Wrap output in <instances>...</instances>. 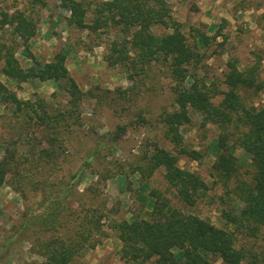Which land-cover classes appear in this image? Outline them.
I'll return each mask as SVG.
<instances>
[{"label": "trees", "instance_id": "obj_1", "mask_svg": "<svg viewBox=\"0 0 264 264\" xmlns=\"http://www.w3.org/2000/svg\"><path fill=\"white\" fill-rule=\"evenodd\" d=\"M59 5L69 13L65 17L68 27L87 33L88 38L95 35L100 41L109 35L104 58L108 66L123 67L128 78L136 82L149 77L155 65H164L172 80L173 109L164 108L157 119L172 147L150 140L140 164L132 170L141 173L142 184L148 186L155 171L163 168L169 187L184 205L177 207L162 192L152 190L149 218L112 224L120 241L121 260L127 264H264V254L237 246L238 234L257 237L264 228V105L255 106L247 95L264 91V83L258 79L260 64L240 68L229 60L222 78H209L208 49L222 35L221 26L213 35L206 30L213 31L215 26L193 28L188 36L173 14L171 0H59ZM1 16V25L10 27L32 61L24 68L15 47L3 44L1 72L17 85L31 80L55 81L58 90L53 97L64 95L65 102L53 103L41 96L22 99L0 82L1 98L12 105L0 133L4 150L0 188L8 183L28 203L11 235L0 241V261L12 243L31 240L32 234L31 251L42 260L28 264H73L107 234L102 224L105 210L92 204L102 190L92 185L85 198L79 195L78 186L86 171L96 173L94 162L104 147L109 151L131 126L152 122L144 108L131 104L134 119L108 134H97L98 140L88 148L80 166L63 173L64 163L83 145L79 130L86 125L84 105L88 98H100L99 93L83 90L70 74L65 48L48 62L35 57L30 41L37 32V22L31 14L16 10ZM158 28L164 31L159 33ZM129 91L134 87L122 92L120 99L130 102ZM192 111L200 116L201 125L218 128L208 147L215 154L211 187L197 170L179 164L182 157L197 161L206 156L204 151L184 144L182 127L192 122ZM238 148L248 155L247 164L236 155ZM97 174L99 183L114 177L111 172ZM216 187L223 192H209ZM209 197L220 208L228 228L194 210ZM74 203H78L75 208Z\"/></svg>", "mask_w": 264, "mask_h": 264}, {"label": "rangeland", "instance_id": "obj_2", "mask_svg": "<svg viewBox=\"0 0 264 264\" xmlns=\"http://www.w3.org/2000/svg\"><path fill=\"white\" fill-rule=\"evenodd\" d=\"M171 5L174 16L183 24V31L188 36L192 30L194 31L193 28L206 30L208 26H215L213 31L206 30L209 35H213L218 31V26H221L219 30L222 35L212 41L208 49L210 56L206 63L210 68L209 78H222L229 60L236 61L240 68L250 67L258 62L260 64L258 79L264 83V0H171ZM16 10H25L37 22V32L30 41V51L35 57L48 62L55 53L65 48L68 53L66 64L70 74L83 90L95 89L100 96L88 98L84 105L86 125L83 130H79L83 145L78 151H73L74 155L70 161L64 163L63 173L80 166L88 148L98 140L97 134H108L117 125L129 123L134 119L135 115L131 109L129 110L131 104L144 108L146 117L152 122L146 126H131L117 144L109 146L111 152L104 147L94 162L96 173L87 170L78 186L79 195L84 198L92 185H97L102 190L101 197L92 204H100L104 208L102 224L107 234L99 238L98 246L86 248L73 264L121 262L120 241L116 231L110 227L112 224L121 220L131 221L135 217L149 218L154 201L150 195L152 190L162 192L177 207L184 205L177 198L175 190L169 187L163 168L155 171L149 179L148 186L142 184L141 173L132 170L140 164V157L150 140L156 139L162 146L172 147L163 136L162 124L157 121L160 111L164 108L173 109L172 80L164 65H155L149 77L136 82L128 78L123 67L108 66L104 58L109 35H104V39L100 41L96 40L95 35L88 38L87 33L68 27L65 17L69 13L60 8L59 0H0V20L2 12L13 13ZM162 31H164L162 28H158L159 33ZM3 44L15 47L16 56L24 68L32 65V61L21 46V41L14 36L8 25L2 26L0 21V47ZM2 64L3 60L0 59V82L15 90L20 98L35 99L41 96L53 103L65 102L64 95L53 97L58 90L55 81L31 80L17 85L1 72ZM131 86L134 87V91L127 94L132 95L131 101L120 99L121 93ZM135 92L136 94H133ZM105 93L109 96L102 97ZM247 95L249 102L255 106L264 105V91L248 92ZM11 110L12 105L6 103L0 96V133L4 131L3 123L6 122ZM191 114L192 122L182 127L185 134L184 144L204 151L206 156L197 161L182 157L179 164L197 170L211 187L213 180L210 172L215 154L208 147L215 141L218 128L214 124L201 125L200 116L195 111ZM0 148L1 156L4 150ZM236 155L243 164L248 163L249 157L242 149L238 148ZM107 172L114 174V177L99 183L97 173ZM209 192L220 194L223 190L216 187ZM27 204L21 194L8 183L0 188V241L11 235L13 225L20 221ZM76 206L78 203H74L73 207ZM194 210L217 226L228 228L220 216V208L210 197L199 203ZM29 238L31 240L12 243L0 264H28L32 260L40 262L42 259L31 251L35 236L30 234ZM237 246H245L254 252L264 254V228L257 237L238 234ZM100 255L102 257L97 259ZM123 262L122 264H127ZM217 264H220V261Z\"/></svg>", "mask_w": 264, "mask_h": 264}, {"label": "crops", "instance_id": "obj_3", "mask_svg": "<svg viewBox=\"0 0 264 264\" xmlns=\"http://www.w3.org/2000/svg\"><path fill=\"white\" fill-rule=\"evenodd\" d=\"M98 246V245H97ZM102 257V255H100V256H98L97 257V259H99V258H101ZM121 262H119V261H117V262H115V261H113L112 263H110V264H122V260H120ZM123 263H125V262H123Z\"/></svg>", "mask_w": 264, "mask_h": 264}]
</instances>
